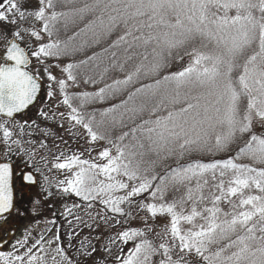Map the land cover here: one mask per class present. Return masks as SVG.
<instances>
[{"label":"snow or ice","instance_id":"snow-or-ice-1","mask_svg":"<svg viewBox=\"0 0 264 264\" xmlns=\"http://www.w3.org/2000/svg\"><path fill=\"white\" fill-rule=\"evenodd\" d=\"M25 197L62 210L0 264H264V0H0V221Z\"/></svg>","mask_w":264,"mask_h":264},{"label":"rangeland","instance_id":"rangeland-1","mask_svg":"<svg viewBox=\"0 0 264 264\" xmlns=\"http://www.w3.org/2000/svg\"><path fill=\"white\" fill-rule=\"evenodd\" d=\"M21 5H22V8L25 10V11H32L35 9L36 5H37V0H21ZM78 6V5H77ZM32 23H35L34 21L31 20V18H29L28 20H25L22 24V26L24 27H28L30 26ZM8 27H13L12 25H7ZM83 25L82 24H77V25H70L69 28L67 29V31H62L61 32V36L60 38L61 39H67L68 37L72 36L73 33L75 31H77L79 29V27H82ZM37 27H39V25L37 24ZM86 37L82 34L80 37L77 38V41H80V40H83L85 39ZM24 40L25 42H27L28 44H35L36 42L32 39H29V37L27 35H25L24 37ZM22 46H24V43H22ZM98 48V47H96ZM93 48H91L90 50H92ZM85 51L83 53H78L76 54L75 56H69V57H65L64 59H62L60 61L61 64H65L67 62H72V61H79V60H82L84 59L87 55H84ZM84 55V56H83ZM187 59V58H186ZM186 63V60L185 61H180V62H176L174 65H173V68H172V71H177V70H180L184 64ZM84 68L88 71V69L86 67H82L81 70H84ZM55 73L57 75H60V72L59 70H54ZM56 100H53V101H50L49 103H55ZM63 134V133H62ZM68 138V137H66ZM95 154V153H93ZM54 176H56L57 178H63L59 173H53ZM39 192V189L37 190ZM43 210H42V213L43 215H41V218L40 219H37L36 217V213L34 215V220L32 219L31 221L28 219L26 224V228L34 231L33 232V235H36V233L40 230H43L44 228H46L48 226L47 224V221L49 219L52 218V213L53 211L59 213V211L62 210V206H61V203L57 202L55 197L49 199L46 204H44L43 206H40ZM35 208V207H34ZM141 215H148V213L146 212H141ZM166 221L165 220H161L160 218H157V223L159 224H163L165 223ZM132 226H140L139 224H136L134 223ZM125 250H127V248H125Z\"/></svg>","mask_w":264,"mask_h":264},{"label":"flooded vegetation","instance_id":"flooded-vegetation-1","mask_svg":"<svg viewBox=\"0 0 264 264\" xmlns=\"http://www.w3.org/2000/svg\"><path fill=\"white\" fill-rule=\"evenodd\" d=\"M33 118H36L35 113H32ZM38 188H35L32 190V194L36 195L38 193ZM17 207L20 210V214L12 213V215L9 218L8 223H4L3 221H0V237L7 238V241L5 244H3L2 247L4 250L9 249V245L14 242L13 238H20L26 230H30L26 228L27 220L30 221L34 220V215L36 213L37 219L41 218L42 208H37L35 205L31 204L29 202V199L27 197L21 199ZM35 207V208H34ZM32 231V230H31ZM34 232V231H32Z\"/></svg>","mask_w":264,"mask_h":264},{"label":"trees","instance_id":"trees-1","mask_svg":"<svg viewBox=\"0 0 264 264\" xmlns=\"http://www.w3.org/2000/svg\"><path fill=\"white\" fill-rule=\"evenodd\" d=\"M93 51H99V47L98 48H93L92 50L87 49L84 53V55H91ZM83 55V56H84ZM177 61L173 60L170 64V67L167 71H172L173 65L176 63ZM82 69V68H81ZM82 72H87V70L84 68V70H81Z\"/></svg>","mask_w":264,"mask_h":264}]
</instances>
